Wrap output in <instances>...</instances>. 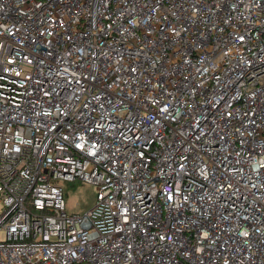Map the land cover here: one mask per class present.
Masks as SVG:
<instances>
[{
  "label": "built area",
  "instance_id": "2783aa9c",
  "mask_svg": "<svg viewBox=\"0 0 264 264\" xmlns=\"http://www.w3.org/2000/svg\"><path fill=\"white\" fill-rule=\"evenodd\" d=\"M0 202V264H264V0H0Z\"/></svg>",
  "mask_w": 264,
  "mask_h": 264
},
{
  "label": "rangeland",
  "instance_id": "374dc122",
  "mask_svg": "<svg viewBox=\"0 0 264 264\" xmlns=\"http://www.w3.org/2000/svg\"><path fill=\"white\" fill-rule=\"evenodd\" d=\"M63 190L64 207L68 214H83L94 206L96 188L86 182L67 183L59 181ZM2 204L0 202V208Z\"/></svg>",
  "mask_w": 264,
  "mask_h": 264
}]
</instances>
